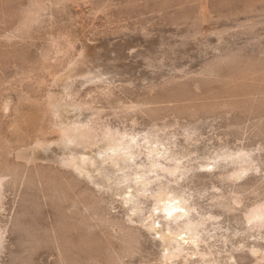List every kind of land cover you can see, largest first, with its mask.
<instances>
[{
	"label": "rangeland",
	"instance_id": "rangeland-1",
	"mask_svg": "<svg viewBox=\"0 0 264 264\" xmlns=\"http://www.w3.org/2000/svg\"><path fill=\"white\" fill-rule=\"evenodd\" d=\"M0 171V264H264V0H0Z\"/></svg>",
	"mask_w": 264,
	"mask_h": 264
},
{
	"label": "bare ground",
	"instance_id": "bare-ground-1",
	"mask_svg": "<svg viewBox=\"0 0 264 264\" xmlns=\"http://www.w3.org/2000/svg\"><path fill=\"white\" fill-rule=\"evenodd\" d=\"M71 96V95H70ZM52 97V96H51ZM72 97V96H71ZM55 98V97H54ZM53 98V99H54ZM67 98H69V97H67ZM50 99L51 98H49V101H48V103H50L51 101H50ZM58 100V99H57ZM56 100V102H58ZM61 100V99H60ZM73 102V101H72ZM53 103V102H52ZM87 103H89V102H87ZM88 106H89V108H91L90 107V105L88 104ZM89 108L87 109V106H86V109L87 110H89ZM84 109V108H83ZM93 109V108H92ZM78 110H79V107H78ZM93 113V112H92ZM96 113V112H95ZM97 114V113H96ZM94 116V115H93ZM97 121V120H96ZM88 122V121H87ZM91 122V121H90ZM96 124H98V126H99V123H94V122H92V123H88V124H83V125H81V126H79L78 124H76L75 126H73V127H70V128H68V129H62V130H60L59 131V136H60V141L62 142V141H67V142H69V141H73V140H77V141H80V140H89L90 138H93V139H96L97 137H98V133H97V130H99L98 128H97V126H96ZM103 129V128H102ZM108 129V128H107ZM100 131V130H99ZM104 131V133H103V135L104 136H107V138H109V137H111V138H114L115 137V132H113V131H111L110 129L109 130H103ZM119 133V132H118ZM88 134H89V136H88ZM101 134V133H100ZM127 135V134H126ZM102 136V135H101ZM126 137V136H125ZM127 137H129V136H127ZM124 138V137H123ZM105 139V138H104ZM59 141V142H60ZM91 141V140H90ZM43 142V141H42ZM58 142V143H59ZM83 142V141H82ZM93 142V141H92ZM115 142V141H114ZM38 144L39 143H41V141L40 140H38V142H37ZM78 143V142H77ZM133 143H135L134 141H133V139L131 138V139H129V140H120V143H116V145L109 151V152H107V153H104V154H100L101 156V158H102V161H107V160H112V162L115 164L116 163V157L117 156H119V155H121V154H128V153H130L132 150H133ZM45 144V143H44ZM65 144V143H64ZM76 144V143H75ZM74 144V145H75ZM48 145V144H47ZM57 145V144H56ZM62 145H63V143H62ZM66 147V146H65ZM68 147V146H67ZM76 147V146H75ZM80 147V146H79ZM136 149V148H135ZM109 150V149H108ZM107 150V151H108ZM105 151H106V149H105ZM98 157V156H97ZM157 157V156H156ZM82 158V157H81ZM154 158V157H153ZM98 159V158H97ZM134 159V158H133ZM125 160V159H124ZM81 161L83 162V163H85V162H87L88 161V163H89V165L90 166H96V167H98V165H97V163L92 159V158H82L81 159ZM132 161V160H131ZM154 163V162H153ZM162 163V162H161ZM155 164V163H154ZM156 165H158V166H160V163L156 160ZM156 167V166H155ZM163 167V166H162ZM3 168V167H2ZM4 168H6L5 166H4ZM3 168V169H4ZM181 168L179 167V165H175L174 167H173V172L176 174V171L177 170H180ZM75 170V169H74ZM165 170H167V171H169V168H168V166H167V168H165ZM3 171V170H2ZM76 171L78 172V174H83V173H85V175H88V176H90L91 175V173H90V170H87V168H86V166L85 165H83L82 164V166H78L77 168H76ZM5 172V171H4ZM6 173V172H5ZM5 175H7V174H3V173H1V171H0V199H1V196H2V189L4 188L5 189V187H3L4 185H5V183L7 182V181H5ZM5 182V183H4ZM95 184H96V186H102L101 184H100V182H95V181H93ZM138 182H140V181H138ZM4 193V192H3ZM4 200V199H3ZM127 202H132V203H134V204H136V203H138V201H137V197L136 196H132L130 199H127ZM1 203H3V202H1ZM2 205V204H1ZM3 207V206H2ZM182 207L183 208H186V207H189L188 205H187V203H186V200H182ZM1 209V208H0ZM160 209V208H159ZM165 213H167V212H165ZM183 213V212H182ZM169 214V213H168ZM189 217L180 225V227L179 228H181V229H183V230H187V231H189L191 234H194L195 235V239H194V242L195 243H197V242H199L201 239H202V236H201V227H202V225H203V222H201V221H197V219L194 217V213H193V209H191L190 208V210H189ZM183 216V215H182ZM250 216H251V219L252 220H255L256 222H257V224L258 225H260V226H262V227H264V206L263 207H258V208H256V209H254V210H252L251 212H250ZM172 217V216H171ZM169 218V217H168ZM180 218H182L181 217V215H178L177 217H176V219L177 220H179ZM255 224V223H254ZM123 228V227H122ZM151 229H155V227H154V225H153V227H151ZM136 231H133V229H132V231H133V233L134 232H138V230L137 229H135ZM131 231V232H132ZM180 231V230H179ZM178 232V231H177ZM2 233V232H1ZM1 233H0V238H2L3 239V237H1ZM136 233H134V234H136ZM134 234L132 235V237L134 236ZM4 236V235H3ZM136 236H138V238H139V235H136ZM136 236H135V238H136ZM135 238H134V241H135ZM131 239H133V238H131ZM126 241V240H125ZM136 242V241H135ZM189 244V243H188ZM184 252V248L182 247V246H180V243H179V246H173L172 247V249H171V253H170V255L169 256H171V257H174V256H178V255H181L182 253Z\"/></svg>",
	"mask_w": 264,
	"mask_h": 264
}]
</instances>
